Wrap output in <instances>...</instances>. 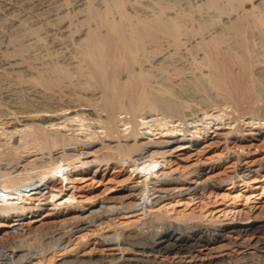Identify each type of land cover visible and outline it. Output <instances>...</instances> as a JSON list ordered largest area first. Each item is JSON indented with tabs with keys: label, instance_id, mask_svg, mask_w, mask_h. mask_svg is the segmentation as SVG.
I'll return each mask as SVG.
<instances>
[{
	"label": "bare ground",
	"instance_id": "6f19581e",
	"mask_svg": "<svg viewBox=\"0 0 264 264\" xmlns=\"http://www.w3.org/2000/svg\"><path fill=\"white\" fill-rule=\"evenodd\" d=\"M96 3L79 0L85 21L58 17L44 34L22 21L7 43L0 33V264H264V243H235L243 251L233 256L204 251L232 232L258 233L264 220L181 223L153 208L201 185L160 171L177 147L264 137V0H206L211 22H190L193 8L172 15L169 2L150 16L129 12L127 0ZM37 46L44 52L28 54ZM243 101L251 115L239 120ZM79 167H132L143 178L95 201H49L43 186ZM35 192L47 205L28 201ZM129 208L137 219L92 231L101 251L68 248L77 232ZM48 252L67 255L43 261Z\"/></svg>",
	"mask_w": 264,
	"mask_h": 264
},
{
	"label": "rangeland",
	"instance_id": "374dc122",
	"mask_svg": "<svg viewBox=\"0 0 264 264\" xmlns=\"http://www.w3.org/2000/svg\"><path fill=\"white\" fill-rule=\"evenodd\" d=\"M203 1L204 3L202 4ZM205 1L206 0H127L126 8H128L127 10H129V12L131 11V13L135 12L150 16L155 9H159L163 2H165V4L169 2L170 9L167 4L166 9L167 11L169 10L168 12L172 15L177 12H187L191 10L190 8H193V12L189 11L192 13H190L188 19L191 18L192 21L211 22L216 17L218 18V16L216 10H213L214 8L204 5ZM93 2H97V6H102L105 0H93ZM7 3L8 7L5 5V2L0 0V12L5 10L2 12L3 14L0 13L2 19H0V33L4 37H7L4 38L0 34V49L5 46L2 42L6 41L4 43H7L10 32L8 30H13L16 26L24 24V27H28L30 31L32 27L35 28L37 25L36 27L39 29L40 33L44 34L45 28L48 29V27H50L49 29H55L58 23L61 22L59 20L60 18L62 22L65 20L64 22H73L75 24L77 21L79 22L80 19L85 21V16H87V12L84 9L81 11L79 8L78 10L77 4L79 0H8ZM6 7L7 9H4ZM47 7H49L50 10ZM59 7H61V9ZM63 7L65 9H62ZM65 10H67L66 13H68V16L66 13L64 14ZM116 14L117 12L114 13V15ZM58 17L60 18L58 19ZM22 19H24V21ZM25 20H28V23ZM21 21L23 24H21ZM1 37L4 38V41ZM37 47L30 48L28 54H36L39 52L38 50L40 48V51L44 52L43 47ZM35 48L37 49L34 52L33 49ZM248 103L249 102L244 101L241 103L239 108L240 114H238L241 115L239 120H242L244 116L251 115V108L248 106ZM234 116H237V112L234 113ZM261 117L262 121H264V112ZM236 125L237 122L223 126L234 128ZM216 127L217 126L212 127L210 131L212 132ZM219 127H222V125ZM221 129L228 130V128H218V130ZM239 144L240 146L234 145V143L229 144L227 141L221 139L220 141L208 145L197 144L193 147L179 146L172 153H168L166 162L160 166L161 172L169 173L170 178L179 177V185H182L184 181L193 184L199 183L201 185L193 191L175 192L174 194H168L160 198L153 203L154 210L163 212L165 216L174 222L181 223H237L239 221H252L255 217L258 218L259 221L264 220V137H259L254 141H242ZM246 168H251V170H245L244 174L235 176L237 170L241 172ZM142 178V172L137 173L133 171L132 167L126 169L121 167L116 170L110 169L99 173L93 170L80 169L79 167L76 170L70 171L68 177L60 176L57 178L56 176L51 183H47L43 186V188L46 189L43 190L46 192V195H51L47 198L49 201L54 200L56 202L62 201L65 203L84 200L90 202L99 200L108 194H115L127 183ZM38 196H41L40 199H37ZM33 197L32 200L28 201L42 205H45L47 202L46 196L41 195V192L33 193ZM133 209L134 208H129L111 214L104 220H98L90 228L77 232L68 248L78 247V254L82 255H87L92 250L96 251L97 248L101 251L97 243L98 239H96L92 231L107 232L118 225L126 224L137 219L139 214H135L136 210ZM82 234H86L87 236L80 237ZM80 239L85 240V243L81 246H79L78 242ZM27 242L36 245L39 239L31 238ZM239 242L243 245L246 244V246L241 247L243 250L255 251L257 246L264 243V228L256 234L232 232L228 237L211 243L204 251L210 253L207 255L208 257L212 254L218 256L217 254L220 255L222 254L221 252H227L228 254H232V256L235 255V253L237 255L240 251H243L242 249L237 250V247L234 246L235 243ZM80 248L82 249L80 250ZM70 253H75V250L70 251ZM52 254L54 255V252H48L43 258V261L50 259ZM168 254L169 253H166L163 257L168 261L174 260L175 254ZM65 255H67V253L54 255L55 261L58 258L61 259ZM41 258L42 257L35 256L33 262L38 264ZM263 259L264 258H261L260 262H262ZM33 262H29L28 264H33Z\"/></svg>",
	"mask_w": 264,
	"mask_h": 264
}]
</instances>
